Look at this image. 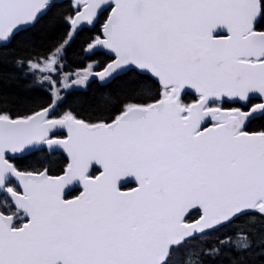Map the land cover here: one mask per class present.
I'll use <instances>...</instances> for the list:
<instances>
[{
    "label": "snow or ice",
    "instance_id": "snow-or-ice-1",
    "mask_svg": "<svg viewBox=\"0 0 264 264\" xmlns=\"http://www.w3.org/2000/svg\"><path fill=\"white\" fill-rule=\"evenodd\" d=\"M0 264H264V0H0Z\"/></svg>",
    "mask_w": 264,
    "mask_h": 264
}]
</instances>
